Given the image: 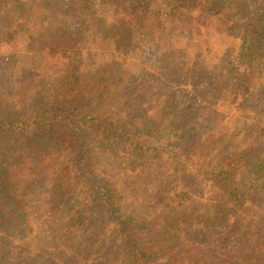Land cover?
Returning a JSON list of instances; mask_svg holds the SVG:
<instances>
[{"label": "trees", "instance_id": "16d2710c", "mask_svg": "<svg viewBox=\"0 0 264 264\" xmlns=\"http://www.w3.org/2000/svg\"><path fill=\"white\" fill-rule=\"evenodd\" d=\"M34 1L46 19L0 0V264H264V0ZM191 23L226 49L209 82L202 63L182 71ZM91 31L113 54L103 65L87 59ZM20 37L50 77L10 81ZM206 102L232 113L197 143Z\"/></svg>", "mask_w": 264, "mask_h": 264}, {"label": "rangeland", "instance_id": "374dc122", "mask_svg": "<svg viewBox=\"0 0 264 264\" xmlns=\"http://www.w3.org/2000/svg\"><path fill=\"white\" fill-rule=\"evenodd\" d=\"M25 4L27 6V10L33 12V8L31 9L30 7H34V12L33 14L36 15L37 17H44V9L41 7H39L38 5H40V2H37L36 5H34L35 1L34 0H24ZM153 5H151L152 8ZM157 7V5H156ZM253 9V7H252ZM46 19V17H44ZM43 18V19H44ZM190 25V28L187 32V36H186V40H185V45H187V53L189 54L188 56V60H186V62L189 63V66L186 67V69L184 68V70H182L183 72H188V75H195L197 72L195 70V66L196 65H200L203 67L202 70L204 72L202 73L204 79L209 82L213 79V77H217V73H218V68L219 66H222L223 63V58L220 56V54H223L226 49L225 47H221V45L219 44V41L216 39L215 36L212 35H207L205 33L204 30L200 29L199 33H197L194 29V26L191 24H187ZM30 33V32H29ZM225 46L230 49L232 47V45H228L225 44ZM14 47H16L19 52H22L24 54V56L21 58L20 62L17 64L18 66L16 67V70L11 73V77H10V81L13 80L14 77H16L17 75H19L20 73L23 72L24 68H36L38 69V71L41 73V75L43 77H50V73L51 70L49 69L50 67V62L48 59L45 58V55L43 54H39L36 55L35 58H31L30 56H28L25 51H24V41L23 39L20 37V40L16 43ZM91 49L92 52H94V59L91 57H87L88 61L90 62V64H95L98 61L99 65H103L105 63H107L108 61L111 60L112 58V53L108 50V48L101 42L99 41V38L97 36H95L94 32L91 31V34L86 38V41L84 43V50H88ZM199 55L202 56V60H199ZM130 59L133 60V57L129 56ZM198 58L197 61H195V58ZM205 61V64H204ZM250 65L256 66V62H251ZM179 66H181V63H177L173 66L174 69H177ZM176 71V70H174ZM182 71L179 70L178 72L180 73V76L182 77ZM177 82L180 81L179 78H177L176 80ZM189 81V80H186ZM182 88H184V90L186 91V93H183L182 96L188 98L191 97V83L188 82V85L183 86ZM157 90H154L153 92L150 93L149 97L147 100H145L143 102V109H150L154 103V101L156 100L157 97ZM207 104V102H206ZM119 103H116V107H119ZM209 111L205 114H202L200 116L201 119H203V121L201 122L202 125H199L197 128H201V133H198L197 136V143L198 140L202 139V137H205V135L207 133H210L213 129L214 126H216L217 120H219V118L221 116H226L230 113H232L231 110H222L221 106L218 102H212V104H207ZM111 109V108H110ZM263 113H264V106L262 108ZM109 110V109H108ZM104 112H107L104 111ZM117 112V111H115ZM114 112V113H115ZM102 113V112H101ZM223 114V115H222ZM250 119V117H248ZM159 129H161V125L159 127H156L153 129L154 132L158 131ZM190 127L185 125V124H181V125H177V123L172 124L171 126H166L165 127V131H173L176 130V132L179 135H185V139L189 138V142H188V149L189 147H191V133L189 132ZM164 132V133H166ZM170 139V140H169ZM168 140L165 139H161L159 142L161 143V147L163 150L169 149L171 152H173L174 154H179V150H180V146L177 143V141H174L172 138H169ZM154 140V139H152ZM180 155V154H179ZM212 156V155H210ZM177 164V168H183L184 164L186 163V156H184L183 158H181V162L180 163H176ZM183 173L186 175L187 171L183 170ZM186 178H191V176H186ZM190 182V186L186 187L185 186V182L184 183H179L178 188L182 189L184 194L188 196V193L191 189V180ZM209 191V189L207 187H205L203 189V186L199 187L196 189V195H201V194H205ZM37 214L34 211H29L28 214V218L31 220L32 224L37 223L40 219L36 218ZM45 224V223H43ZM258 240H259V244H260V253L264 256V219L260 220L259 223V228H258ZM241 264V263H238Z\"/></svg>", "mask_w": 264, "mask_h": 264}]
</instances>
